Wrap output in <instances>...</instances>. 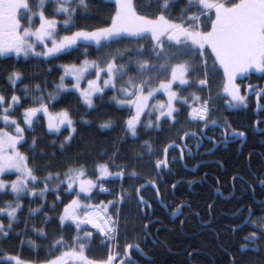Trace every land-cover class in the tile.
<instances>
[{"label": "snow or ice", "instance_id": "6c2138e0", "mask_svg": "<svg viewBox=\"0 0 264 264\" xmlns=\"http://www.w3.org/2000/svg\"><path fill=\"white\" fill-rule=\"evenodd\" d=\"M49 6H53L51 12ZM80 9L85 13L88 11L86 0H0V58L15 57L24 61L42 58L51 64L63 56H75L77 61L58 65L62 74L53 91H46L47 81H44V87L36 83L32 90L25 85L24 94L31 95L33 106L24 107L19 118L15 110L21 106V96L15 94V85L23 79V73L13 68L7 75L13 86L12 94L6 96L0 92V195H6L10 190L15 197L14 201L0 206V214H6L9 221L7 225L0 222V236L9 237L12 222L22 207V196H39L45 200L50 191L55 193V198L48 207L56 213L62 230L59 237L48 244L43 257L39 251L35 261L7 256L14 264H135L131 250L143 254L139 237L135 243L126 242L123 252L120 251L119 206L125 200L123 188L117 199L90 203L94 189L99 188L101 193L110 192L104 186L109 177L123 181L126 167H118L113 172L110 167L114 160L109 159L95 162L91 176L87 166L79 163L69 165L63 171H53L50 159L43 164L39 162L38 158L46 154L42 149L37 151L35 135L29 143L26 130L34 132V126L40 119L37 114L43 113L48 133L60 134L65 127L69 130L60 142V149L71 145L77 133V122L71 108L52 110V102L62 100V94H78L77 99L84 106L95 110L94 97L99 95L102 98L105 89H111L117 93L110 98L111 101L129 111L122 120L123 130L137 139L141 129H161L162 123L167 122L175 128L180 123L181 108L187 106V123L202 124L204 129L209 125L222 127L223 138L219 143L227 144L237 137H244L245 132L232 128L228 121L220 124L213 117L215 99H224L228 109L246 108L247 95L242 94L238 79L246 78L253 70L264 73V0H147L146 3L144 0H113L109 22L96 27L77 22ZM61 14L62 18L58 19ZM90 49L95 52L94 58H91ZM47 71L51 73L52 68ZM68 77L71 81L66 83ZM217 78L220 85L214 97L212 83ZM247 87L251 90L253 85ZM189 88L196 91L186 96L181 94ZM206 89L207 96L198 94ZM160 93L166 99L157 100ZM256 95L258 98L264 96V88ZM80 122L85 125L91 123L83 117ZM114 123L109 118L99 127L110 129ZM176 135L181 143L176 140L168 143L162 150L163 158L156 159L155 169L171 171L170 164L175 163L176 158L169 160L170 148H178L179 159L183 161L186 154H193L188 140H193L199 148L206 137L204 131L198 135L183 126ZM215 144L213 141V147ZM143 146L149 153L153 152L149 141H144ZM51 156L54 157L55 153ZM5 173H15L16 178L8 182L2 178ZM127 175L135 178L137 172L133 170ZM148 183L156 187L154 180ZM260 183L264 184V180ZM62 186L63 191L71 196L67 203L61 199ZM176 186V183L172 185L173 190ZM143 187L136 188L137 203L151 207L139 195ZM156 194L159 196L158 187ZM58 204L62 205L60 211L57 210ZM44 207L45 204L41 203L30 209V214L41 212ZM252 215L249 210L246 223L250 222L257 228L259 235L253 231L245 239L253 243L264 242V217L252 220ZM43 217L41 224L44 226H33V232L47 239L46 226L53 217L48 212H44ZM149 226L150 222L142 225L145 239ZM65 227L74 230V235L68 239L63 235ZM237 230L235 227L232 229L233 232ZM96 234L108 243L117 241L115 250L109 248L102 258L90 257L87 253ZM29 244L39 247L34 241H29ZM254 250L259 251V246ZM192 254L188 253L189 256ZM232 264H235L234 260Z\"/></svg>", "mask_w": 264, "mask_h": 264}, {"label": "trees", "instance_id": "16d2710c", "mask_svg": "<svg viewBox=\"0 0 264 264\" xmlns=\"http://www.w3.org/2000/svg\"><path fill=\"white\" fill-rule=\"evenodd\" d=\"M86 2L89 4L88 11L85 13L83 9H80L77 13L79 24L96 27L109 22L108 18L112 11L113 2L105 0H86ZM144 2L146 3L147 0H144ZM180 6L182 5L177 7ZM52 7L49 6V12H51ZM141 10L145 9L142 8ZM58 18L61 19L62 15ZM94 57L95 52L92 51L91 58ZM73 62H77L75 56H63L58 60H53L51 64L44 62L42 58L29 61H24L23 58L17 60L15 57L11 59L0 58V92L6 96H10L13 92V86L7 80L8 73L13 68L23 73V79L15 85V94L21 96V106L15 110L16 117H20L24 107L33 106L31 95L25 96L24 94L25 85L32 90L36 83H40L44 87V81H47L46 91H53L54 84L59 81L61 75V69H58V65ZM49 67L52 68L51 73L47 71ZM263 79L264 74L252 73L246 78L238 79L237 82L242 87L245 86L246 82H252L255 87L250 91L254 90L253 92H255ZM219 85L220 80L217 78L212 83L214 97L219 91ZM193 91H196V89L189 88L181 94L186 96ZM253 92L247 96L249 106L231 112L226 111L224 99H215L213 117L218 122L228 121L231 127L237 131L246 132V140L239 150L234 147L235 144L227 149H218L215 156L223 162V170H220L218 163L208 165L210 172L208 171L206 175L207 183L202 184L197 182L192 184L191 181L200 178L203 171L200 167H197L196 171L184 169L179 159L178 148H170L168 152L169 160L173 157L176 158V162L170 164L171 171L168 169L160 171L154 167L156 159L163 158L162 150L168 143L172 140L180 143L176 134L181 126L185 130L193 131L199 125L196 122L187 123V106L181 108L178 117L180 123L175 128L171 127V122H167L162 123L161 129H141L137 139L127 135L123 130L122 120L129 115V111L127 108H119L111 101L110 98L117 95L111 89H106L102 98L99 95L94 97L95 110L84 106L77 99L78 94H62L64 97L62 100L52 102L54 104L52 110L59 111L64 107L71 108L73 119L77 122L75 125L77 133L74 134L75 139L71 142V145L64 150L60 149V142L69 134V130L65 127L60 134L48 133L41 113L37 114L40 119L38 124L34 126L35 131L26 130L25 135L29 143L33 135L37 137V151L39 152L42 149L46 154L38 158L39 162L43 164L50 159L51 170L53 171H63L67 166L79 163L85 164L91 175L95 162H106L109 159L114 160V164L110 167L113 172L117 171L118 167H126V176L123 181L110 178L104 182L114 194L121 192V188L125 191L126 202L122 204L121 215L124 229L122 228L123 233L118 240L121 252H123L125 242H127L126 239L132 242L125 233L126 228L129 227V230L141 233L140 219H142V215L140 214V206L137 203L136 188L144 185L139 195L151 198L150 201L154 204L153 212L157 214L159 220H161V223L163 221L165 226L158 229L159 240L155 244L147 241L144 246L143 252L147 259L142 256L139 257L135 250L131 251L142 264H232L233 260L235 264H264V242L256 241L253 243L251 240L245 239L253 231H257L259 235L258 229L250 223L237 227L238 230L235 232L232 231L234 227L238 226L241 219L246 217L249 207H252V220L264 217V202L257 205L250 194V189H253L255 195H261L264 199V186L259 185V182L264 180V130L258 132L252 125V120L255 119L253 112L256 107ZM198 94L207 96L208 91L206 89ZM258 113H261L260 110H258ZM82 117L91 123L87 125L81 123ZM109 118L114 120V126L110 129L100 128L99 125ZM259 125L261 126V122H259ZM53 140L56 141L55 144L51 143ZM144 141H149L152 144V153H149L147 148L143 146ZM52 153H55L54 157L51 156ZM184 163L188 164V160H185ZM133 170L137 172V177L129 178L127 174ZM211 173L216 175L213 176ZM14 175L12 173L5 175V177L12 178ZM233 175L236 178L234 179L236 197L231 196L225 199L221 198L220 195L214 196V189L217 185L224 192V195L231 193L230 177ZM151 179H156V187L163 194L162 198L174 199L172 205L175 206L180 200L187 199L191 208L199 213L202 221H208V217L211 215V222L202 227L193 214L182 224V231L179 230V218L169 221L168 216L162 211V206L155 202L157 199L153 197V194L156 191L151 185H148V181ZM175 182L177 186L173 190L171 186ZM60 195L64 203L71 199V196L63 191V186ZM92 196H94L93 202L95 203L107 200L110 197V195L98 192L97 189H94ZM54 198L55 193L51 191L47 194L45 200H42L39 196L24 195L21 197L22 207L17 212V219L12 222L13 228L9 237L5 239L0 236V264H14L3 258L7 254L19 256L25 261H35L38 251L41 257L46 254L48 244L54 238H58L62 231L56 213L51 212L48 207ZM12 199L13 196L9 192L6 195H0V205ZM177 199L178 202H175ZM41 203L45 204L44 209L41 212L30 214V209L37 208ZM209 205H211V208H209ZM259 207H262V209H259ZM57 210H62V205L58 204ZM112 211H115V209H112ZM44 212H48L49 216L53 217L52 221L46 226L47 239H43L33 232V226L37 228L44 226L41 224ZM234 213H237L236 216H231ZM236 220L240 221L236 222ZM0 221L5 225L9 222L4 214H0ZM26 224L27 227H25ZM215 234H217V239ZM63 235L66 239L74 235L73 228L65 227ZM100 240L99 236L93 238L91 246L96 251L89 250L87 254L90 257L102 258L106 256L110 244L100 243ZM29 241H34L35 245L39 247H33L29 244ZM257 246H259V251L254 250ZM189 252L193 253L192 256L188 255ZM133 254L131 257L134 259L136 257ZM137 258L135 260L138 261Z\"/></svg>", "mask_w": 264, "mask_h": 264}, {"label": "flooded vegetation", "instance_id": "af4514ba", "mask_svg": "<svg viewBox=\"0 0 264 264\" xmlns=\"http://www.w3.org/2000/svg\"><path fill=\"white\" fill-rule=\"evenodd\" d=\"M263 86H264V79L261 82L260 86L256 89V91L252 93L253 99L255 102V106H256L255 108L257 109V107L259 105L261 106V108L258 109V110H260L261 113L259 114L258 112H255V113L253 112L255 119H254V121L252 120V125H253L254 129L257 130L258 132H261L262 130H264V96H260L259 98L260 99L262 98L260 100L257 97L256 92L259 91L261 88H263ZM256 109H254V110H256ZM259 122H261V126L259 125ZM219 123L223 124L222 122H219ZM193 131H196L198 135L201 131H204L206 133V137L204 138V143L201 147L197 148L195 142L190 139V141L188 142V147L192 149L193 154H192V156H188L186 154L184 160L183 161L180 160V161H181V164L183 167H185L187 165L189 168H194L195 171H196L197 167H200V169L203 171L201 173V177L194 179L195 181L193 180L194 182H192V184H194L195 182H197L199 184L207 183L206 175L209 171L208 165H210L212 163H218L220 165V170H223V162L220 159L216 158L215 152L218 149H221V150L227 149L234 144H235L234 147H237V150H239L240 146L243 145V142L246 140V132H245L244 140H241L240 138L237 137L236 139L231 140L227 144H222V143H219V141H221L223 138L222 132L224 131V129L220 126L209 125V127L207 129H204L203 125L199 124V125H197V128ZM238 131H241V130H238ZM208 137H211L212 139H208ZM213 141L216 142L215 147H213ZM209 149H211V151H209ZM185 160H188V164H186V165L184 164ZM192 163H193V165L190 166V164H192ZM211 175L215 176L216 174L211 173ZM234 176L235 175L230 177V182L232 184L231 193L224 195L223 194L224 192L221 190L219 185H217L216 188L214 189V196L220 195L221 198H225V199H227L231 196L236 197L235 196L236 193H235V185H234ZM153 180L156 181V179H153ZM148 185H150V184H148ZM259 185H261L262 187L264 186V184H262L260 182H259ZM250 187H251V185H250ZM171 188H172V186H171ZM250 192H251L250 193L251 198L257 203V205H260L264 202L263 197L261 195L260 196L257 194L255 195V192L253 189H250ZM162 195L163 194H161L160 191H159V196H157L156 192H154L153 197H155L157 199L155 202L159 203L162 206V208H163L162 211L164 212L165 215L168 216L169 221H174L176 218H179V220H180L179 230L182 231V228H183L182 224L186 220H188L190 215H193V214L197 218V222L202 227L207 226L209 224V222H211V219H212L211 215L208 217V221H202L199 213L191 208V206L187 202V199L180 200L179 202L177 199L175 202H178V204L175 206V205H172V203L174 202V199H170V200L168 198L164 199L161 197ZM237 197L239 198L240 196H237ZM144 199L148 202L149 205H151V207H148L147 205H141L140 206V209H141L140 214L142 215L141 216L142 219H140V221H141V233H137L136 231H131V230H129L130 229L129 227L125 229L126 230L125 233L132 240V242H134V243L137 242L136 238L139 237V243H140V247L142 250L144 249V246L146 245L147 241L155 244L159 240L157 231L159 228L162 229L165 226L163 224V221L161 223V220H159L157 214H155L153 212L154 204L150 201L151 198L149 196H146V198L144 197ZM177 209H179V211H177ZM259 209H262V207H259ZM249 210H252V207H249ZM249 210L246 214V217L241 219V222L238 224V226H236V228L239 226H242L244 224H250V222L246 223V219H245L249 216ZM174 212H176L177 214L173 215ZM236 214L237 213L231 214V216L235 217ZM239 221L240 220H236V222H239ZM149 222H150V226L148 229V236H147V239H145L144 234H143V230H142V225L145 223H149ZM123 227H124V225L122 224V219H121L120 229H122ZM215 238L217 239V234H215ZM126 241L128 243V239H126ZM100 243H108V242L105 241L104 238L102 237V239L100 240ZM90 250L96 251V249L93 246H91ZM136 253L139 254V257L142 256L145 259H147L144 256V252H143V254H141V253L136 251ZM132 254L133 253L131 252V255ZM136 258H134V259L132 258V260L135 261V264H142V262L138 258H137L138 261L135 260Z\"/></svg>", "mask_w": 264, "mask_h": 264}, {"label": "rangeland", "instance_id": "374dc122", "mask_svg": "<svg viewBox=\"0 0 264 264\" xmlns=\"http://www.w3.org/2000/svg\"><path fill=\"white\" fill-rule=\"evenodd\" d=\"M105 1H111V2H113V0H105ZM62 15V14H61ZM58 18V17H57ZM59 19V18H58ZM254 71V70H253ZM252 71V72H253ZM61 74H62V69H61ZM89 78H93L92 76H89ZM71 81V77H68V78H66V83H69ZM18 82V81H17ZM59 82V81H58ZM238 83V82H237ZM249 84H251V83H248V85ZM252 85V84H251ZM106 90V89H105ZM246 90H247V92H249V89H248V87L246 88ZM156 99L157 100H164V99H166V97L162 94V93H160V94H158L157 95V97H156ZM115 103V102H114ZM152 103H155V100L154 101H152ZM142 119H146V118H142ZM26 127V126H25ZM127 135H129L130 136V134H127ZM9 174H12V173H5L4 175H3V179L4 180H6V181H8V182H10L11 180H14L15 178H16V174L15 173H13V174H15L12 178H8V177H5V175H9ZM97 175H98V173H97ZM93 179H95V178H93ZM98 191V190H97ZM8 192L11 194V192H10V190H8ZM99 192V191H98ZM25 195H27V194H25ZM13 196V195H12ZM28 196V195H27ZM15 200V197L13 196V199L11 200V201H14ZM20 203H21V199H20ZM5 204V203H4ZM3 204V205H4ZM3 205H0V206H3ZM4 215H6V214H4ZM1 222V221H0ZM7 256H9V254H7V255H5L3 258H6L7 259ZM13 256H15V255H13ZM11 262H13V261H11ZM14 263V262H13Z\"/></svg>", "mask_w": 264, "mask_h": 264}, {"label": "water", "instance_id": "95a60500", "mask_svg": "<svg viewBox=\"0 0 264 264\" xmlns=\"http://www.w3.org/2000/svg\"><path fill=\"white\" fill-rule=\"evenodd\" d=\"M42 116H43V113H42ZM44 118V117H43ZM44 123H45V128H46V120H45V118H44ZM47 131V130H46Z\"/></svg>", "mask_w": 264, "mask_h": 264}, {"label": "bare ground", "instance_id": "6f19581e", "mask_svg": "<svg viewBox=\"0 0 264 264\" xmlns=\"http://www.w3.org/2000/svg\"><path fill=\"white\" fill-rule=\"evenodd\" d=\"M111 177H109L108 179H110Z\"/></svg>", "mask_w": 264, "mask_h": 264}]
</instances>
